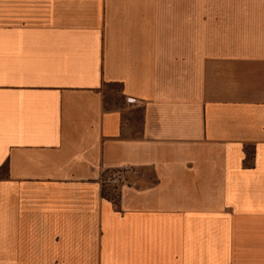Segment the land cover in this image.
I'll return each mask as SVG.
<instances>
[{
  "label": "crops",
  "instance_id": "crops-1",
  "mask_svg": "<svg viewBox=\"0 0 264 264\" xmlns=\"http://www.w3.org/2000/svg\"><path fill=\"white\" fill-rule=\"evenodd\" d=\"M5 165L0 264H264V0H0Z\"/></svg>",
  "mask_w": 264,
  "mask_h": 264
},
{
  "label": "rangeland",
  "instance_id": "rangeland-1",
  "mask_svg": "<svg viewBox=\"0 0 264 264\" xmlns=\"http://www.w3.org/2000/svg\"><path fill=\"white\" fill-rule=\"evenodd\" d=\"M119 90H120V88L116 85L106 87L105 91H106L107 101L111 102V103L119 102V100H120L119 99V93H120ZM2 175H4L3 172L1 173V176ZM124 177H125V174L122 171H114V172L111 171L104 176L105 182L103 185L106 186L105 191H106L108 196L111 197V194H113V193L114 194H117L118 192L122 193L121 184L124 180ZM114 187H116L117 189L114 190ZM103 198L108 200V201H112L111 198L110 199L105 198L104 196H103ZM119 201H121V197H120Z\"/></svg>",
  "mask_w": 264,
  "mask_h": 264
},
{
  "label": "trees",
  "instance_id": "trees-1",
  "mask_svg": "<svg viewBox=\"0 0 264 264\" xmlns=\"http://www.w3.org/2000/svg\"><path fill=\"white\" fill-rule=\"evenodd\" d=\"M4 173V175H2L1 176V173ZM7 175H8V166L7 165H5L2 169H1V171H0V176L2 177V178H6L7 177ZM105 187L106 186H104L103 185V189H102V195L105 197V198H111V200L114 202V204L115 205H119V203H120V201H119V199H120V197H121V193L120 192H118L117 194H111V197L110 196H108L107 195V193H106V191H105ZM117 188L116 187H114V190H116Z\"/></svg>",
  "mask_w": 264,
  "mask_h": 264
}]
</instances>
